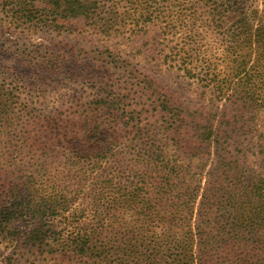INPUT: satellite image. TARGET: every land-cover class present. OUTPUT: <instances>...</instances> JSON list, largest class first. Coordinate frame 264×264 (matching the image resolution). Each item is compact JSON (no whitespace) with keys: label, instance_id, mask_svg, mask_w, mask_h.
Segmentation results:
<instances>
[{"label":"rangeland","instance_id":"rangeland-1","mask_svg":"<svg viewBox=\"0 0 264 264\" xmlns=\"http://www.w3.org/2000/svg\"><path fill=\"white\" fill-rule=\"evenodd\" d=\"M93 1L95 12L91 0H0V264H141L144 238L170 210L171 249L192 219L198 261L211 164L175 136L181 121L192 126L179 114L201 127L204 114L226 111L234 144L252 136L243 124H264V113L204 86V37L189 64L203 80L166 57L172 44L160 21L147 19L148 0H118L117 9L116 0ZM80 2L89 13L76 12ZM157 2L178 10V0ZM237 9L254 28L264 23V0ZM221 41L206 35L216 58ZM157 163L170 164L167 186Z\"/></svg>","mask_w":264,"mask_h":264},{"label":"trees","instance_id":"trees-1","mask_svg":"<svg viewBox=\"0 0 264 264\" xmlns=\"http://www.w3.org/2000/svg\"><path fill=\"white\" fill-rule=\"evenodd\" d=\"M157 1H146L147 19H158L162 24L161 33L170 38L171 53L166 57L178 60L188 76L203 80L202 71L196 72L189 64L199 55L196 49L204 37V86L213 90L219 100L243 101L246 105L256 106L258 115L264 113V23L254 28L255 19L251 20L249 12L238 11L240 0H178V10L168 8L166 12ZM135 2L138 5L143 0ZM118 5V0L113 2L114 9ZM90 6L95 12L93 0ZM75 10L85 15L90 12V7L80 2ZM112 16L117 15L112 12ZM212 32L218 33L222 40L215 48L217 58L206 42V35ZM255 36L256 41L253 40ZM223 114L221 119L211 111L204 114V126L201 127L196 118L192 120L195 123H191L179 114L192 126L181 121L175 133L182 146L204 152L206 165L211 164L207 170L204 168V193L200 203L201 211H204V233L199 234L198 245L204 243V252H199L196 261L193 249L197 236L192 219L187 236L175 237L176 247L171 249L173 241L167 238L174 218L170 210L168 219L157 223L159 233L144 238L149 242L146 253H138L141 264H264V124H243L244 133L251 131L252 136L244 142L234 140L232 144L234 127L229 132V115L226 111ZM166 124L168 122L161 121L159 127L164 129ZM172 140L178 145L174 137ZM153 149L154 156L163 155V151ZM249 154L255 162L249 159ZM153 162V159L146 161L145 166L149 167ZM156 166L164 172L160 174L166 179L167 186L172 178L170 164L157 163ZM199 184L198 180L197 193L188 203L193 206L191 216L199 198ZM200 228L198 225L197 229Z\"/></svg>","mask_w":264,"mask_h":264}]
</instances>
